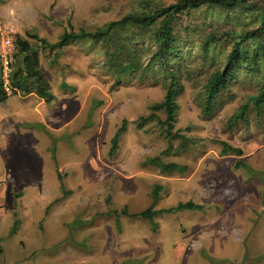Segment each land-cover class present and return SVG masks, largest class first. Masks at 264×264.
Here are the masks:
<instances>
[{"label": "rangeland", "instance_id": "rangeland-1", "mask_svg": "<svg viewBox=\"0 0 264 264\" xmlns=\"http://www.w3.org/2000/svg\"><path fill=\"white\" fill-rule=\"evenodd\" d=\"M173 3L2 0L0 31L12 28L38 51L53 100L13 96L0 104V264H264V104L259 111L250 100L261 74L233 71L209 115L202 112L205 84L223 71L231 47L222 40L204 49L205 38L240 31L255 14L212 5L184 12L177 54L166 62L153 56L158 22L48 48L64 31H100ZM111 55L124 65L119 55L136 58L139 67L124 73ZM21 59L15 55L13 69ZM172 76L181 88L173 132L183 138H165L155 121L137 129ZM221 143L242 156H222ZM152 159L186 170L164 173ZM155 187L153 211L198 208L129 217L152 206Z\"/></svg>", "mask_w": 264, "mask_h": 264}, {"label": "trees", "instance_id": "trees-1", "mask_svg": "<svg viewBox=\"0 0 264 264\" xmlns=\"http://www.w3.org/2000/svg\"><path fill=\"white\" fill-rule=\"evenodd\" d=\"M174 3L169 6L159 7L153 11H149L146 14L139 15H126L121 20L113 22L100 31L96 32H81L78 35L64 31L60 37V40L55 45H47L45 41H40L45 47L49 46L50 50L55 48L61 49L69 45L71 42L78 40H91L99 42L105 40L108 33L114 28L120 26H134L137 28L148 29L159 23L158 30L155 33L154 41L157 44V50L153 54L156 61L166 62V57L174 56L177 54L176 46V24L177 18L189 11L198 9L201 6L212 5L221 10L233 11L239 9L245 13L253 12L255 17L252 22L240 31H226L223 33L211 34L207 36L203 42V46L216 41L227 40L230 41L231 47L229 53L225 58V66L222 72L213 73L205 84V98L202 103L203 115L207 116L212 110L215 98L219 92L224 89L227 80L233 77V71H243L246 75L261 74L262 86L258 92V95L251 97L253 106L257 110H261L264 104V0H173ZM2 0H0L1 4ZM151 12V13H150ZM17 54L22 55V59L17 63L11 74L10 85L11 94L9 95L2 86L0 80V104L5 103L10 97L21 96L26 97L35 95L44 102H51L53 100L50 93V85L47 82L44 74L40 68L39 54L36 49H33L32 45L27 41L16 39ZM140 52V51H138ZM178 56V55H177ZM124 59H128V65L119 63L115 55H111L110 62L117 69L122 72L127 70H134L138 68L139 62L136 58H132L129 55H119ZM118 57V58H119ZM179 57V56H178ZM181 88L178 87L175 77L172 76L170 81L165 83V95L160 103L153 104L149 110L150 113L146 117L139 119L137 123V129L141 130L146 124L150 122H158L162 128L165 138L175 139L183 138L178 135L177 132H173L176 115L178 111V105L176 103V97ZM246 107L240 109V115L242 116ZM162 112L165 115V119L161 121L157 113ZM125 132V122L117 130L111 140L110 154L113 155L118 148V142ZM221 155H232L236 157L242 156V150L236 147H232L227 143H221ZM152 164L159 167L164 173H182L186 170V167L180 166L176 163L161 164L158 159H152ZM237 166H244L242 162H238ZM159 187H155L153 191V204L147 210L136 214L129 215V217H140L151 220L153 216L161 213H172L174 211L181 210H194L197 209L192 203H180L176 207L162 210L153 211L152 208L157 201L156 193ZM124 214H127L126 211ZM16 229V225H15ZM13 230V232L15 231Z\"/></svg>", "mask_w": 264, "mask_h": 264}, {"label": "built area", "instance_id": "built-area-1", "mask_svg": "<svg viewBox=\"0 0 264 264\" xmlns=\"http://www.w3.org/2000/svg\"><path fill=\"white\" fill-rule=\"evenodd\" d=\"M16 51L15 31L12 28L0 31V80L9 95L11 94L10 79Z\"/></svg>", "mask_w": 264, "mask_h": 264}]
</instances>
